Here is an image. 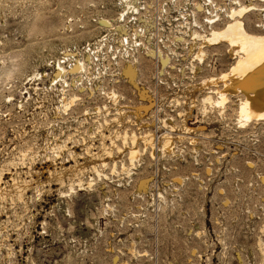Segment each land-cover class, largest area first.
<instances>
[{
	"label": "rangeland",
	"instance_id": "1",
	"mask_svg": "<svg viewBox=\"0 0 264 264\" xmlns=\"http://www.w3.org/2000/svg\"><path fill=\"white\" fill-rule=\"evenodd\" d=\"M119 3L0 0V264H264L259 245L264 242V131L237 127L233 107L227 119L217 111L204 117L206 91L193 88L229 69L233 60L226 47L208 49L201 63L189 51L192 41L182 43L170 89L156 90L153 60L140 56L133 65L138 84L155 103L141 120L135 109L150 103L125 76L127 82L116 85L106 74L95 86L78 75H68L69 87L53 79L64 54L77 56L116 27ZM246 22L255 28L264 13H253ZM71 64L62 66L68 72ZM195 67L202 69L197 76ZM64 90L67 97H78L67 112L57 110ZM113 91L117 102L108 97ZM184 122L198 130L184 134ZM125 133L155 135V153L140 144L141 160L124 173L122 164L131 165L129 150L118 142L124 149L113 150L118 173L111 160L107 167L99 165L104 175L98 177L88 153L100 152L103 141L110 146L105 136ZM164 134L173 137L171 151L159 143ZM192 136L199 139L197 147ZM79 165L85 167V186L75 185L72 192L65 170ZM61 172L66 186L52 180ZM13 180L32 185L23 199L14 196ZM143 180L149 181L145 192L139 190Z\"/></svg>",
	"mask_w": 264,
	"mask_h": 264
},
{
	"label": "bare ground",
	"instance_id": "2",
	"mask_svg": "<svg viewBox=\"0 0 264 264\" xmlns=\"http://www.w3.org/2000/svg\"><path fill=\"white\" fill-rule=\"evenodd\" d=\"M232 1L234 2L235 5H238V7L231 10V13L229 14V17H228L229 19L228 22L227 23L224 22L226 25L223 27L221 26L211 27L209 31H205L204 33H199V32L194 31L191 34L193 43L191 42L192 46L189 49V51L190 53L194 54L193 55L194 60L199 59V61H201L202 63V61L207 58L208 49L224 46L229 50L228 54H230L231 56L230 59L233 60V63L231 64V66L229 67L227 71L221 73L219 76L205 77L202 79L200 83L194 85L193 88L199 91H206L203 98L201 99L202 107L200 108L201 114L204 117H207L210 115V113H214L215 111H217L219 113L220 118L222 117L223 119H227V116H228L227 110L229 107H233L234 109L232 108L233 110L232 109L231 110L234 113L235 120L237 122L236 124L237 127L246 129L247 132L251 133L256 128L255 126H258L259 129L256 128L258 129V131L255 133H260L262 130L264 131V22L257 24L255 28H251L247 24L246 20L253 13H264V0H248V2L244 4L238 0H232ZM124 2H125L126 7H130L132 1L124 0ZM200 9H202V7ZM98 22H100V20ZM108 23H109L108 21L103 20V23H101V25L104 24L106 26H109V24L111 23L109 24ZM212 23H215V22H212ZM71 26L73 25H69L67 29L68 28L70 29ZM72 31H74V29ZM69 57L74 58L76 60L75 62L77 63L76 66L74 68L72 66L71 68L73 69L67 72L64 66L59 65V68L54 73L55 77L53 76L54 77L53 79H55L58 83L61 82L67 85L68 87L70 85L68 75H71V76L78 75L79 77V74L84 69V66L82 65L81 61L78 60V58H80L78 55L73 56V53H71ZM193 71H194V74L197 76L202 71V69L200 67H195L193 68ZM123 73H124V76L128 79L129 84L135 90H137L139 98L142 101L150 103V105L138 106L135 109L133 113L134 116H136L137 120H141L144 117L143 113L145 112L144 114H146V112H148L154 106L153 99L149 95V92L147 91V89L140 88L138 84L139 82L138 74L139 73L135 66L129 64L128 66L124 68ZM38 75H41V77H43L44 75L46 76V74H43V73L41 74L38 73L37 76ZM79 85H82V84H79ZM65 91L66 90L63 91V96L60 100L61 105L57 107V110H62L64 112H67L69 111V109H71L72 106H74V103H76L75 101H77L78 97L76 96L72 97L73 95L71 97L70 96L67 97ZM113 92L114 93L111 92L110 94H108V97L111 101L113 100L114 102H117V99L119 98V96L115 93V91ZM176 103H178V105L181 104L178 100H176ZM191 103H192V107L195 108L197 100L192 99ZM55 110H56V107H55ZM57 112L60 113L59 111ZM185 115H186L185 112H182V111L179 112L178 114V116L182 118L185 117ZM55 116H56V113H55ZM170 129L171 131H175L176 126L172 124L170 126ZM199 129L202 130L204 128L200 127ZM197 130L198 129L189 127L188 125H186V123L180 129V131L183 132L184 134H191V133L194 134ZM114 136H115L114 138L105 136V138L108 137V140H110L111 142L110 146L107 145L105 141H103L102 142L103 144H101L102 148L100 152L98 151L95 153H91V152L88 153L90 155L91 160H93L91 170L98 177H102L104 175L103 170L99 168V165H102L103 167H107L109 165V161L111 160L114 161V165H113L114 167H112L114 168L113 172L118 173L117 172L118 165H117V161L114 160L113 150L116 149L119 153H124V149L119 146L118 142H121L124 145V147L129 150L128 159L131 165L127 166L124 163L122 164L123 172L128 173V174L131 173V169L134 166H136L135 163L142 156L141 155L142 148L140 149V144H143L145 148H148V146H151L153 150V154L155 153V150L157 149V146L155 145V142H157V138L153 134H146V135L144 134V135L139 136L137 134L125 133L122 135L118 134ZM178 139L182 141L185 138L183 137V135H179ZM189 139L191 141V144L197 147L199 143V139L193 136L189 137ZM159 143L162 145V147L165 150H168V151L173 150L174 141H173V137H171L169 134L162 135V137L159 140ZM22 151H20L19 153H21ZM25 152L21 155L23 158L27 157ZM30 152L31 151H29L28 153ZM21 156L20 158H22ZM19 161H21V159ZM30 161H32V159ZM16 163L19 164L18 161ZM14 164L15 163H13V165ZM84 169L85 167L83 166L80 167V165L79 167L72 166V167L66 168L65 171H67L66 175L68 176L67 178L69 180L68 181L69 187L72 192H74L75 190V185H78L80 187V190H82L83 189L82 187L85 186L84 178H83L84 172H85ZM52 172L50 173V176L53 175ZM58 173H57V176H55L56 174L53 176L52 180H54V178L56 177L57 178L56 181L60 183L58 185L63 186L66 184V179L64 178L65 174L61 172L63 175L61 173H60L61 175H58ZM3 175H4L3 171H0V184L3 181ZM48 180L49 181L51 180L50 177L48 178ZM179 181H182V180L179 179ZM263 181H264V177H263ZM37 182L39 183L41 181H37ZM148 182H149L148 180L141 181L139 190L143 192L147 191L146 189L148 187ZM18 183L16 181L13 183L14 196L21 198L26 193V191L29 189V187H31L32 185L29 184L28 181H24L23 184L21 183L18 184ZM42 183L44 184L45 182H42ZM48 183H51V181ZM92 185H93V181L89 183V187H91ZM1 186L2 185H0V187ZM4 195L2 197H6ZM0 197H1V194H0ZM259 245H260V249H261L263 260H264V242H260ZM123 264H126V263H123Z\"/></svg>",
	"mask_w": 264,
	"mask_h": 264
},
{
	"label": "built area",
	"instance_id": "3",
	"mask_svg": "<svg viewBox=\"0 0 264 264\" xmlns=\"http://www.w3.org/2000/svg\"><path fill=\"white\" fill-rule=\"evenodd\" d=\"M120 1L122 13L116 27L75 52L84 66L79 79L86 80L88 86H95L94 81L106 74L116 85L127 82L122 67L136 65L139 57L145 56L154 63L156 90L170 89L176 78L180 45L188 39L193 43L194 31L204 33L222 25L231 10L238 7L228 0H131L130 7ZM67 54L57 62V67L58 63L76 66V60L72 61Z\"/></svg>",
	"mask_w": 264,
	"mask_h": 264
}]
</instances>
